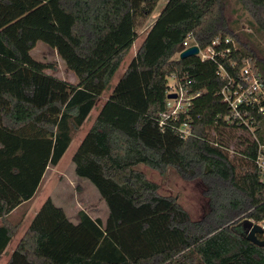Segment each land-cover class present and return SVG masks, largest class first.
<instances>
[{
  "label": "trees",
  "instance_id": "obj_1",
  "mask_svg": "<svg viewBox=\"0 0 264 264\" xmlns=\"http://www.w3.org/2000/svg\"><path fill=\"white\" fill-rule=\"evenodd\" d=\"M159 1L0 0V258L20 227L10 215L60 163ZM227 1L169 0L73 154L106 221L81 211L73 224L49 198L7 264H264V247L246 239L250 224L264 223V115L243 108L249 126L230 122L221 96L247 64L264 81V0H236L252 18L244 42L242 21L225 16ZM218 38L215 60L175 58L187 40L205 51ZM39 42L57 51L77 84L32 57ZM170 78L190 102L164 119ZM140 166L198 181L205 215L193 221Z\"/></svg>",
  "mask_w": 264,
  "mask_h": 264
},
{
  "label": "rangeland",
  "instance_id": "obj_2",
  "mask_svg": "<svg viewBox=\"0 0 264 264\" xmlns=\"http://www.w3.org/2000/svg\"><path fill=\"white\" fill-rule=\"evenodd\" d=\"M168 1L169 0H160L153 15L148 19L141 20L142 23L137 30L139 37L129 55L124 59L120 70L115 75L110 89L98 100L96 107L91 112L84 125L73 134L72 143L58 166H51L48 168L40 188L29 204L30 211L27 217L23 221L21 220L24 208L15 211L9 217V221L11 223L14 225H20V227L6 252L1 257L0 264H5L7 262L15 247L16 241L24 235L33 216L49 198L54 201L57 207L64 209L66 214L68 213L67 216L70 215L68 218L74 223L78 222V218L73 219L71 217L79 216V212L81 211H85L92 218L101 219L103 222L106 221L108 211L105 203L101 200L96 188L90 182L76 177L72 165V157L77 150L80 143L79 141L83 140L93 125L101 108L109 98L114 86L117 84L120 77L127 69L129 63L136 55L146 37V34L155 23L157 17ZM225 16L229 22L234 20L242 21V27L237 30V33L241 35V39L244 42L241 30L250 32L248 23L252 19L251 16L237 4L236 0L227 1L225 6ZM189 43L191 44V41H189ZM31 55L35 60L54 67V69L46 71L48 74L61 80H65L71 84L78 83L77 76L67 68L63 60L59 57L57 51L50 48L43 42H39L36 45V47L32 50ZM175 58L178 59L179 56L177 55ZM169 86L171 88L175 86V80L173 78L169 79ZM229 135H232V133L229 132L228 136ZM225 139L228 140V137H225ZM139 170L145 173L150 181L158 185L159 193L161 195L176 198L188 212L193 221H198L205 215L208 209V200L204 196L203 186L198 181H185L173 169H169L165 175H161L145 166H140ZM1 223L2 222L0 221V224Z\"/></svg>",
  "mask_w": 264,
  "mask_h": 264
},
{
  "label": "built area",
  "instance_id": "obj_3",
  "mask_svg": "<svg viewBox=\"0 0 264 264\" xmlns=\"http://www.w3.org/2000/svg\"><path fill=\"white\" fill-rule=\"evenodd\" d=\"M227 43H230V40H226V44ZM220 45L221 40L218 38L213 41L212 45L208 49L205 51L200 50L198 56L202 60H215L218 55V53H216V47ZM190 47L192 46L189 43V40H187L183 44L182 52ZM220 70L222 71L224 78L228 77L222 67H220ZM242 76V81H236L235 79L230 78L227 86L222 90L221 96L223 101L229 105L231 110V116L227 117V120H230V122L239 120L246 126H249L243 117L242 109L248 107H259V112L264 115V107L262 106V104H264V81L257 76L256 73H254L250 64H247L244 68ZM173 93L177 94V98L168 101L167 107L170 112L164 115V119L178 115L180 112H184L189 106L188 102H190V98L186 96L182 89H178L176 84L172 88L170 94ZM181 132L185 137H188L192 133V128L185 127ZM260 150L261 155L258 159V165L263 171L264 180V155L262 153L264 152V147H261ZM260 225L264 229V223Z\"/></svg>",
  "mask_w": 264,
  "mask_h": 264
},
{
  "label": "water",
  "instance_id": "obj_4",
  "mask_svg": "<svg viewBox=\"0 0 264 264\" xmlns=\"http://www.w3.org/2000/svg\"><path fill=\"white\" fill-rule=\"evenodd\" d=\"M200 52V48L195 45V46H192L186 50H184L181 54H180V59L183 60V59H187L189 57H193V56H198ZM177 98V94L173 93V94H169L168 95V100H174ZM258 235H264V229L262 228L261 225L259 224H250L249 226V231L247 232V235H246V239L259 246V247H264V241L262 240H259L257 238Z\"/></svg>",
  "mask_w": 264,
  "mask_h": 264
},
{
  "label": "crops",
  "instance_id": "obj_5",
  "mask_svg": "<svg viewBox=\"0 0 264 264\" xmlns=\"http://www.w3.org/2000/svg\"><path fill=\"white\" fill-rule=\"evenodd\" d=\"M123 74H124V73H123ZM123 74H122V76H123ZM122 76H121V77H122ZM121 77H120V78H121ZM119 80H120V79H119ZM83 139H84V138H83ZM79 142H80V143H79V145H80L82 141H79ZM79 145H78V147H79ZM78 147H77V148H78ZM72 165H73V164H72ZM57 166H58V165H57ZM57 166H56V167H57ZM73 168H74V165H73ZM74 172H75V170H74ZM75 175H76V174H75ZM76 177H77V176H76ZM77 178H78V177H77ZM85 181H86V180H85ZM31 201H32V200H30L29 202L24 203V204L21 205L18 209L15 210V211H17V210H20V209H23V208H24V212H23V214H22V219H21L22 221L27 217V215H28V213H29V211H30L29 204L31 203ZM52 201H53V200H52ZM53 202H54V201H53ZM54 204H55V203H54ZM55 205H56V204H55ZM41 207H42V206H41ZM39 210H40V209H39ZM63 210H64V209H63ZM15 211H14V212H15ZM14 212H13V213H14ZM38 212H39V211H38ZM38 212H37V213H38ZM13 213H12V214H13ZM37 213L33 216L31 222L33 221V219L35 218V216L37 215ZM12 214H11V215H12ZM65 214H66V212H65ZM67 214H68V213H67ZM67 214H66V216H67ZM79 214H80V212H79ZM11 215H10V216H11ZM68 216H70V215H68ZM68 216H67V217H68ZM90 217H91V216H90ZM71 218H73V219L78 218V222H77V223L72 222V221L68 218L73 224H76V225H77V224L80 222V216H77V217H71ZM91 218H92V217H91ZM92 219L95 220V219H98V218H92ZM30 224H31V223H30ZM19 226H20V225H19ZM28 227H29V226H28ZM24 234H25V233H24ZM15 235H16V234H15ZM23 236H24V235H23ZM23 236H22V237H23ZM14 237H15V236H14ZM14 237H13V238H14ZM22 237H21L18 241H16V244H15V247H14L12 253L14 252V250L16 249V247L18 246V244H19L20 240L22 239ZM12 240H13V239H12ZM12 240H11V242H12ZM11 242H10V243H11ZM10 243H9V245H10ZM9 245H8V246H9ZM7 248H8V247H7ZM6 250H7V249H6ZM5 252H6V251H5ZM12 253L10 254V256L12 255ZM3 255H4V254H3ZM3 255H2V256H3ZM10 256H9V259H10ZM0 259H1V258H0ZM9 259L7 260V262L9 261ZM7 262H6L5 264H7Z\"/></svg>",
  "mask_w": 264,
  "mask_h": 264
}]
</instances>
